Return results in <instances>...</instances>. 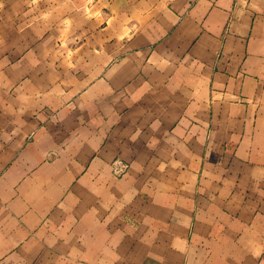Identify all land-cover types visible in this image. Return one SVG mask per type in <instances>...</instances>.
Here are the masks:
<instances>
[{
    "label": "crops",
    "instance_id": "crops-1",
    "mask_svg": "<svg viewBox=\"0 0 264 264\" xmlns=\"http://www.w3.org/2000/svg\"><path fill=\"white\" fill-rule=\"evenodd\" d=\"M0 264H264V0H0Z\"/></svg>",
    "mask_w": 264,
    "mask_h": 264
},
{
    "label": "rangeland",
    "instance_id": "rangeland-1",
    "mask_svg": "<svg viewBox=\"0 0 264 264\" xmlns=\"http://www.w3.org/2000/svg\"><path fill=\"white\" fill-rule=\"evenodd\" d=\"M13 9H14L15 11H17V8H12V11H13Z\"/></svg>",
    "mask_w": 264,
    "mask_h": 264
}]
</instances>
